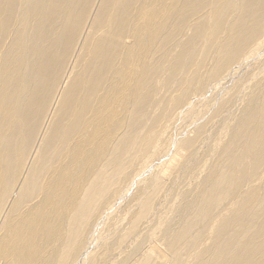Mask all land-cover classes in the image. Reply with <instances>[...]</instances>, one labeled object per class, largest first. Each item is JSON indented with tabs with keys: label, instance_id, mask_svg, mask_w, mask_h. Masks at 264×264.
<instances>
[{
	"label": "bare ground",
	"instance_id": "obj_1",
	"mask_svg": "<svg viewBox=\"0 0 264 264\" xmlns=\"http://www.w3.org/2000/svg\"><path fill=\"white\" fill-rule=\"evenodd\" d=\"M0 264H264V0H0Z\"/></svg>",
	"mask_w": 264,
	"mask_h": 264
}]
</instances>
